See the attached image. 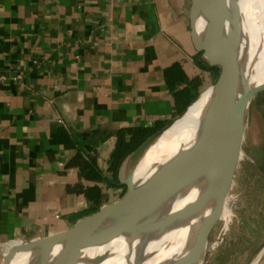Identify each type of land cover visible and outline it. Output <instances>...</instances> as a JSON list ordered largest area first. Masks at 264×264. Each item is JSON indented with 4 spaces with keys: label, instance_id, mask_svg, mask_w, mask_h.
<instances>
[{
    "label": "crops",
    "instance_id": "obj_1",
    "mask_svg": "<svg viewBox=\"0 0 264 264\" xmlns=\"http://www.w3.org/2000/svg\"><path fill=\"white\" fill-rule=\"evenodd\" d=\"M190 3L0 0V264L12 245L67 231L114 203L124 192L113 185L119 140L179 115L193 79L198 94L212 84L216 74L191 41ZM259 96L242 144L258 154L247 176H236L249 182L253 232L222 239L206 264H246L264 241ZM251 264H264V249Z\"/></svg>",
    "mask_w": 264,
    "mask_h": 264
},
{
    "label": "water",
    "instance_id": "obj_2",
    "mask_svg": "<svg viewBox=\"0 0 264 264\" xmlns=\"http://www.w3.org/2000/svg\"><path fill=\"white\" fill-rule=\"evenodd\" d=\"M244 9L247 19L249 15L246 7ZM185 14L189 19L194 49L210 67L218 69V76L209 87L210 98L194 144L176 153L145 181H135V169L148 150L185 116L201 93L184 111L124 158L117 172V180L124 188L119 199L79 219L67 231L12 245L3 264H11L17 255L31 252L40 256V264H78L83 249L106 244L123 234H134L150 208L200 178H208L209 184L192 210L199 209L212 196L216 199L213 209L199 227L192 247L177 264H189L199 257L202 248H206L209 232L217 220L216 213L222 208L234 176L250 104L256 94L264 91V83L250 85L244 80V67L239 54L243 40V13L239 0H191ZM201 19L203 30L199 27ZM247 50L244 46L242 56ZM241 84L244 85L242 91ZM178 215L176 213L171 217ZM169 220L167 218L164 222ZM60 245L61 249L49 263L51 252ZM263 249L264 241L246 264H251ZM104 259L105 256L98 257L95 263Z\"/></svg>",
    "mask_w": 264,
    "mask_h": 264
},
{
    "label": "bare ground",
    "instance_id": "obj_3",
    "mask_svg": "<svg viewBox=\"0 0 264 264\" xmlns=\"http://www.w3.org/2000/svg\"><path fill=\"white\" fill-rule=\"evenodd\" d=\"M239 5L243 13V40L239 54L241 53L244 67V80L250 85H259L264 83V20L257 26L258 23L255 24L257 21L253 18L255 17L257 20L259 12L264 11V0H260V2L239 0ZM246 5L250 9L253 21L249 18L245 19L244 7ZM200 24H204L202 19ZM244 46L248 50L242 56ZM209 87L200 92L201 97L185 116L165 132L148 150L135 169L136 182L145 181L176 153L188 149L194 144L199 136L203 112L210 98L211 89ZM243 87L244 85L241 84L240 91L243 90ZM208 184V178H200L155 204L139 223L137 232L132 235L123 234L106 244L83 249L78 264H96L95 260L101 256H105V259L98 264H125V261H127L126 264H173L178 255L175 250L171 249L172 247L167 249L172 244L166 237L168 234L165 232V226L171 225L193 232L195 225L200 220L201 225L213 209L216 196L209 198L195 211L192 210V207L201 200ZM225 208L224 206L223 209ZM176 213L179 215L171 217ZM167 218L170 220L165 223ZM61 247L60 245L53 249L48 260L49 263L53 261ZM171 258L172 263L170 262ZM40 261V256L31 252L17 255L11 264H40Z\"/></svg>",
    "mask_w": 264,
    "mask_h": 264
},
{
    "label": "rangeland",
    "instance_id": "obj_4",
    "mask_svg": "<svg viewBox=\"0 0 264 264\" xmlns=\"http://www.w3.org/2000/svg\"><path fill=\"white\" fill-rule=\"evenodd\" d=\"M256 1L260 2V0H256ZM245 7L248 12L250 20H252L249 7L247 5ZM263 17H264V11H261L259 12V18H257V20L255 17L253 18L255 19V21H257L255 22V24L258 23L257 26L261 21L264 20ZM200 22L201 20L199 21L200 30L201 29L203 30L204 24L202 25L200 24ZM217 76L218 74L215 75L216 78ZM216 78L212 80V84L214 83ZM258 101H260L259 93L256 94L252 103L250 104L244 132H246V128L248 132H250V129L252 128L253 119L251 118V115L253 114L254 112L253 109L256 107ZM244 132L242 136L241 146L238 151V158H237L234 176L225 194L222 208H220L216 213L215 218H217V220L215 221L213 227L209 232L206 248H204L205 251L202 248L199 252V257L191 260L189 264H202V262L203 264H206L208 258H211L212 260L214 252L218 249V247H221L223 245V243L221 242L222 239L226 240L227 238L240 237L239 241L246 240L247 235H250L253 232L250 223L245 219V213H244L245 205H246L244 197L249 187V182L248 181L238 182L236 176L237 177L243 176L244 178L247 176V172L249 171L251 165L249 161L252 159L253 155L255 153L258 154V152H254L255 150L254 151L251 150L248 143H244V145L242 146ZM259 138H260L259 135L258 137L255 135L256 141ZM224 206L226 207L225 209H223ZM200 221L197 222V224L195 225V229L193 232H191L190 230L180 229L171 225L165 226V232L168 234V236L166 237H168L170 243L172 244L171 246L169 244L170 247L167 246L166 247L167 249L168 248L170 249L172 247L171 249L175 250V252H177L178 255L176 259L173 261V264H177L180 258L184 256L187 253V251H189V249L192 247L196 233L199 227L201 226ZM188 247L189 249H187ZM126 262L127 261H125V264ZM170 262L172 263V258Z\"/></svg>",
    "mask_w": 264,
    "mask_h": 264
},
{
    "label": "trees",
    "instance_id": "obj_5",
    "mask_svg": "<svg viewBox=\"0 0 264 264\" xmlns=\"http://www.w3.org/2000/svg\"><path fill=\"white\" fill-rule=\"evenodd\" d=\"M203 67L205 69L213 71L214 74H218V69L210 67L205 60H203ZM200 84H201V81L198 78L193 79L190 82L189 85L193 87V89L195 90V93L190 96L186 106L183 108L182 111H184L189 106V104L198 96V87L200 86ZM185 94L187 95V92ZM155 131L156 129L150 130V131L137 130V131H134L133 138L130 142H125L122 138L119 140L113 152V155H112V160H113L112 161V172H113V182H114L113 185L120 186L117 180V172L124 158L129 153H131L133 150H135L147 137H149Z\"/></svg>",
    "mask_w": 264,
    "mask_h": 264
},
{
    "label": "built area",
    "instance_id": "obj_6",
    "mask_svg": "<svg viewBox=\"0 0 264 264\" xmlns=\"http://www.w3.org/2000/svg\"><path fill=\"white\" fill-rule=\"evenodd\" d=\"M80 3H84L86 2L87 0H78ZM119 199V198H118Z\"/></svg>",
    "mask_w": 264,
    "mask_h": 264
}]
</instances>
